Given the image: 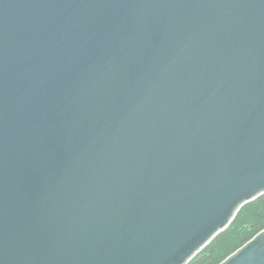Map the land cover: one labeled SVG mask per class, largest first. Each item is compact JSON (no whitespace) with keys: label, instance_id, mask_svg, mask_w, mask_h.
Masks as SVG:
<instances>
[{"label":"water","instance_id":"water-1","mask_svg":"<svg viewBox=\"0 0 264 264\" xmlns=\"http://www.w3.org/2000/svg\"><path fill=\"white\" fill-rule=\"evenodd\" d=\"M263 193L264 0H0V264H186Z\"/></svg>","mask_w":264,"mask_h":264},{"label":"trees","instance_id":"trees-1","mask_svg":"<svg viewBox=\"0 0 264 264\" xmlns=\"http://www.w3.org/2000/svg\"><path fill=\"white\" fill-rule=\"evenodd\" d=\"M232 216L229 225L186 264H225L242 247L258 240L264 233V193L242 204Z\"/></svg>","mask_w":264,"mask_h":264}]
</instances>
